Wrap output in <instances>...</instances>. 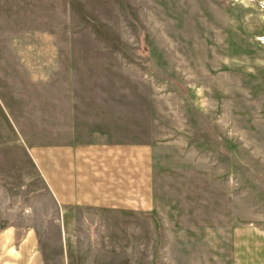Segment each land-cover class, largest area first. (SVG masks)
I'll list each match as a JSON object with an SVG mask.
<instances>
[{
    "label": "rangeland",
    "instance_id": "rangeland-1",
    "mask_svg": "<svg viewBox=\"0 0 264 264\" xmlns=\"http://www.w3.org/2000/svg\"><path fill=\"white\" fill-rule=\"evenodd\" d=\"M152 1L140 13L126 0H0L4 264L29 263L31 212L55 207L37 151L72 115L73 82L83 105L95 88L134 117L149 107L175 165L156 186L147 264H264V0Z\"/></svg>",
    "mask_w": 264,
    "mask_h": 264
},
{
    "label": "crops",
    "instance_id": "crops-1",
    "mask_svg": "<svg viewBox=\"0 0 264 264\" xmlns=\"http://www.w3.org/2000/svg\"><path fill=\"white\" fill-rule=\"evenodd\" d=\"M126 2L130 10L140 13L157 3L138 0L133 6L132 0ZM153 37L144 41H154ZM83 69L131 72L110 66ZM79 88L77 82L68 88L72 115L62 116L60 131L37 151L36 161L43 166V174L36 168L55 207L31 212V218L41 217V224H31V241L26 242L31 250L28 264H147L148 218L158 212L163 197L161 188L157 195L156 186L164 175L175 173V165L163 164L159 151L163 142L156 138L149 107L145 115L134 117L123 101L119 104L113 97L96 98L95 88L84 90L92 97L83 105ZM177 199L172 197L173 202ZM174 216L177 223L172 221L171 225L177 227L179 216ZM158 221L161 227L165 225V221ZM158 229L155 224L151 231ZM32 232L41 234L35 239ZM49 232L58 234L57 242L47 238L42 251L39 239ZM108 249H113V256Z\"/></svg>",
    "mask_w": 264,
    "mask_h": 264
}]
</instances>
